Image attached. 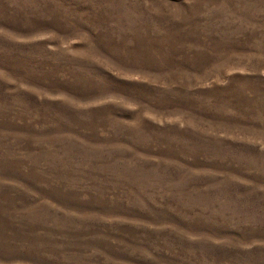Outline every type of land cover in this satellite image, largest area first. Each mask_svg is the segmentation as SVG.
<instances>
[{
  "label": "rangeland",
  "instance_id": "1",
  "mask_svg": "<svg viewBox=\"0 0 264 264\" xmlns=\"http://www.w3.org/2000/svg\"><path fill=\"white\" fill-rule=\"evenodd\" d=\"M0 264H264V0H0Z\"/></svg>",
  "mask_w": 264,
  "mask_h": 264
}]
</instances>
